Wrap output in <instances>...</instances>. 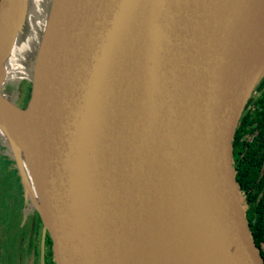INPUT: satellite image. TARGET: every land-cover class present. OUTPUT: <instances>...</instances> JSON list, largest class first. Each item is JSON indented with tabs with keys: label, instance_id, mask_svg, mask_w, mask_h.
<instances>
[{
	"label": "water",
	"instance_id": "water-1",
	"mask_svg": "<svg viewBox=\"0 0 264 264\" xmlns=\"http://www.w3.org/2000/svg\"><path fill=\"white\" fill-rule=\"evenodd\" d=\"M262 55L264 0H0L1 142L54 264H264L233 153Z\"/></svg>",
	"mask_w": 264,
	"mask_h": 264
},
{
	"label": "flooded vegetation",
	"instance_id": "flooded-vegetation-1",
	"mask_svg": "<svg viewBox=\"0 0 264 264\" xmlns=\"http://www.w3.org/2000/svg\"><path fill=\"white\" fill-rule=\"evenodd\" d=\"M24 63L30 69L33 63L32 57H29ZM20 72L22 75L24 74V71L21 70ZM11 79L14 87L13 96L20 104H26L29 98L30 76L21 78L20 76H13ZM16 79H22L24 84L28 83L24 87V93L18 97L20 86L15 84L14 80ZM262 88H264V85ZM262 88L255 89L256 99L262 94ZM248 105L251 104L248 103ZM8 167L7 172L12 178L13 194L9 204L0 195V249L6 250L4 255H0V264H8L12 261L14 264H54L51 238L44 228L38 211L33 207L31 201L26 198L17 170L14 166L9 165ZM13 171H15V176ZM4 215L6 219L3 218ZM5 226H7L6 229ZM21 250L27 253L22 263L21 258L17 257V252L20 253Z\"/></svg>",
	"mask_w": 264,
	"mask_h": 264
},
{
	"label": "trees",
	"instance_id": "trees-1",
	"mask_svg": "<svg viewBox=\"0 0 264 264\" xmlns=\"http://www.w3.org/2000/svg\"><path fill=\"white\" fill-rule=\"evenodd\" d=\"M262 82L256 90L263 87ZM254 100L249 101L254 104L253 111H245L239 121L233 153L236 180L247 206L249 228L264 261V88ZM9 164L10 159L0 155L1 176L4 177Z\"/></svg>",
	"mask_w": 264,
	"mask_h": 264
},
{
	"label": "rangeland",
	"instance_id": "rangeland-1",
	"mask_svg": "<svg viewBox=\"0 0 264 264\" xmlns=\"http://www.w3.org/2000/svg\"><path fill=\"white\" fill-rule=\"evenodd\" d=\"M32 8V7H31ZM35 15H36V18L33 20V24L36 26V22H40L43 20L44 16H45V8L44 6L42 7L41 10H38L36 11L35 10ZM37 28V30L39 29V27H35ZM21 69L20 68H14L13 70H11V78L14 76V77H17V76H20L23 77V76H30L31 75V72H30V69L27 70V71H24V74L22 75V73L20 72ZM264 80V77L262 78V80L259 82L258 85H260V83ZM17 84L20 86V92H18L17 94V97L22 95V93H24V87L28 85V83L26 82L24 84V81L21 79H16L14 80ZM257 85V87H258ZM255 96V97H254ZM253 98H255L254 101H256V93L255 91L253 92L252 96ZM25 102V101H24ZM254 109V104L251 103V105H248L245 107V111L247 110L248 113H250L252 110ZM2 138H1V133H0V155H3V156H7L9 158V156L7 154H9V149H7L4 145H2ZM10 159V158H9ZM11 166H14L13 162L10 160V164ZM9 168V167H8ZM8 169L6 170L5 172V175L4 177L0 175V195H2V199L6 202V203H11V198H12V194H13V189L11 187V181H12V178L10 177V174L7 172ZM4 219H6V216L4 215L3 216ZM7 228V226H5V229ZM4 253H6V250L5 249H0V255H4ZM7 255V254H6ZM27 253H25L23 250L19 252H17V257L18 258H21V263L23 261V259L26 257ZM8 264H14V262H9Z\"/></svg>",
	"mask_w": 264,
	"mask_h": 264
},
{
	"label": "bare ground",
	"instance_id": "bare-ground-1",
	"mask_svg": "<svg viewBox=\"0 0 264 264\" xmlns=\"http://www.w3.org/2000/svg\"><path fill=\"white\" fill-rule=\"evenodd\" d=\"M36 1H38V3H39L40 0H36ZM32 38H33V36H30V37L28 36L26 38V40L24 42H22L19 45V47H17L15 49V54H14L13 58L11 59L12 66L14 68H16V67L20 68L22 71L29 70V68L25 66V63L23 62V59L21 58V56H22L21 55V53H22L21 51L24 50V49H27V54H26L25 58L28 57L31 54V52L33 50L32 48H33V45H34V42H31L33 40ZM263 59H264V55H262V57H260V62H258V64L255 66V68H254L255 70L260 65V63L262 62Z\"/></svg>",
	"mask_w": 264,
	"mask_h": 264
}]
</instances>
